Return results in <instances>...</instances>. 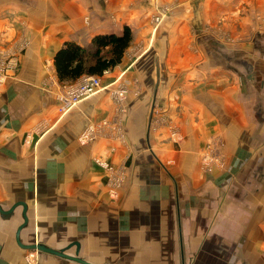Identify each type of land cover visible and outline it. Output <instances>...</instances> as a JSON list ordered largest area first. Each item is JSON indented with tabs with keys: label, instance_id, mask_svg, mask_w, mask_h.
Returning a JSON list of instances; mask_svg holds the SVG:
<instances>
[{
	"label": "crops",
	"instance_id": "0c3cea01",
	"mask_svg": "<svg viewBox=\"0 0 264 264\" xmlns=\"http://www.w3.org/2000/svg\"><path fill=\"white\" fill-rule=\"evenodd\" d=\"M158 2L0 0V45L20 61L0 84V205H27L23 244L94 264H264V0H161L172 11L156 31ZM128 25L131 45L101 76L127 87L122 107L110 86L60 115L56 51ZM212 140L225 167L206 173ZM96 158L123 172L117 189ZM23 222L21 204L0 211V264L24 263Z\"/></svg>",
	"mask_w": 264,
	"mask_h": 264
},
{
	"label": "built area",
	"instance_id": "2783aa9c",
	"mask_svg": "<svg viewBox=\"0 0 264 264\" xmlns=\"http://www.w3.org/2000/svg\"><path fill=\"white\" fill-rule=\"evenodd\" d=\"M160 17H158V23H160L165 17L164 12ZM17 67V54L14 51L1 49L0 47V84L4 83L8 77L15 74ZM114 85L115 84H109L105 87L112 86L111 93L113 102L118 105L119 108H121L124 100L126 99L128 89L126 86L114 87ZM105 87L102 85L101 76L99 75H85L82 76L76 83H71L69 85L67 84L58 92L56 96L58 100V113L60 115H64L79 102L97 93ZM152 111L153 115L159 113L155 105L152 107ZM106 124L107 123L104 120L101 122H93L88 124L80 135V142L82 144H86L88 142L94 141ZM202 155L204 170L212 171V169L216 166H220V168L224 166V155L222 151L218 149L215 141L212 140L207 144ZM95 161L109 173L112 187L117 189L124 179L123 172H121L119 168H115L113 165H111L106 159L96 158Z\"/></svg>",
	"mask_w": 264,
	"mask_h": 264
},
{
	"label": "trees",
	"instance_id": "16d2710c",
	"mask_svg": "<svg viewBox=\"0 0 264 264\" xmlns=\"http://www.w3.org/2000/svg\"><path fill=\"white\" fill-rule=\"evenodd\" d=\"M132 41V29L128 25L120 34H97L87 45L64 42L53 59L58 81L71 84L85 75L102 76L122 61Z\"/></svg>",
	"mask_w": 264,
	"mask_h": 264
},
{
	"label": "rangeland",
	"instance_id": "374dc122",
	"mask_svg": "<svg viewBox=\"0 0 264 264\" xmlns=\"http://www.w3.org/2000/svg\"><path fill=\"white\" fill-rule=\"evenodd\" d=\"M158 0H155V3L157 2ZM161 0H159V2L157 3V4H155V10H154V16H152V18H151V21H152V24H153V28L154 29H156V31H157V29H158V27L164 22V20L167 18V16H169V14L171 13V11H172V7L171 6H168L167 4H165V3H161L160 2ZM162 11V12H161ZM160 12H161V14L164 12V15H165V17L161 20V22L160 23H158L159 22V20H158V17H160L161 16V14H160ZM161 18V17H160ZM86 20H87V17H86ZM211 29H212V33H214V35H219L220 36V38L222 39V40H224V41H226V42H228V43H233V41H234V36H231L230 34H228V33H225V32H223L222 33V29H220V27H218V28H212L211 27ZM218 32V33H217ZM0 47H1V49H5V50H13V49H11L10 47H8V46H6V45H0ZM141 49L140 48H137V49H133V52H135V53H139V51H140ZM15 52V51H14ZM19 66H20V61H19V59H18V67H17V70H16V72H15V74H13L12 76H15L16 75V73H17V71H18V68H19ZM11 77V76H10ZM10 77H8V78H10ZM8 78L6 79V81L8 80ZM5 81V82H6ZM67 84H62V83H60V85H59V88H58V91H57V93H56V95L58 94V92L64 87V86H66ZM69 85V84H68ZM116 85H114V87H115ZM155 106H157V105H155ZM153 116H155V114L153 115ZM160 116H166L163 112H161L160 114H156V117H160ZM222 167H225V162H224V166H222ZM202 170H204V167H203V161H202ZM215 168V167H214ZM213 168V169H214ZM216 168H220V166H216ZM215 168V169H216ZM213 169H212V171H213ZM222 169V168H221ZM206 173L208 172H212V171H206V170H204ZM0 175H5V174H3L2 172H0ZM6 176V175H5ZM5 178H8V177H5ZM41 251H39V250H36V249H26L25 250V254H24V257H23V259H24V263L23 264H39L40 263V253Z\"/></svg>",
	"mask_w": 264,
	"mask_h": 264
},
{
	"label": "water",
	"instance_id": "95a60500",
	"mask_svg": "<svg viewBox=\"0 0 264 264\" xmlns=\"http://www.w3.org/2000/svg\"><path fill=\"white\" fill-rule=\"evenodd\" d=\"M18 204H21L23 205V216H24V222L19 226L18 230H17V242L18 244L24 248V249H36V250H39V251H42V252H48V253H51V254H55V255H58V256H61V257H64V258H68V259H71V260H74L76 262H79V263H82V264H94L92 262H89L81 257H79L78 255L76 256H73L71 254H68L66 251L68 250V248H70L71 246H69L68 248H63L61 250H57V249H54V248H51L45 244H41V243H34V244H23L21 241H20V231L21 229L23 228V226L26 225L27 221H28V216H27V205L24 203V202H18L17 204H15L14 206H12L11 209L9 210H3L1 205H0V211L1 212H4V213H10L13 211L14 207Z\"/></svg>",
	"mask_w": 264,
	"mask_h": 264
}]
</instances>
